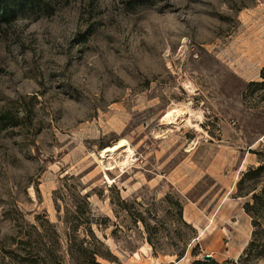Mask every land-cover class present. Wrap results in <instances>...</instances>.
Wrapping results in <instances>:
<instances>
[{
    "label": "rangeland",
    "instance_id": "374dc122",
    "mask_svg": "<svg viewBox=\"0 0 264 264\" xmlns=\"http://www.w3.org/2000/svg\"><path fill=\"white\" fill-rule=\"evenodd\" d=\"M51 5L0 30V264L87 194L101 264H264V0Z\"/></svg>",
    "mask_w": 264,
    "mask_h": 264
},
{
    "label": "trees",
    "instance_id": "16d2710c",
    "mask_svg": "<svg viewBox=\"0 0 264 264\" xmlns=\"http://www.w3.org/2000/svg\"><path fill=\"white\" fill-rule=\"evenodd\" d=\"M52 2L53 0H0V30L27 13L47 11L52 6ZM262 169H264V163L256 169L251 168L245 173V176L252 171L258 173ZM89 196V194L83 196V206L74 204L76 206L75 210L70 211L67 208L66 216H60L59 219L64 224V237L59 231L58 224H49L47 227L33 226V230L23 233L21 244L28 248H38V256L44 264H63L65 262L64 255L60 254L63 238H65V251L71 264H101L100 258L112 260L113 255L106 250L105 243L97 237L93 230L92 222L95 218L88 210L90 207ZM253 198L256 203L252 205L247 202L246 210L255 212L257 209H264V188L262 193H254ZM253 223L255 227L253 231L254 237L248 249L244 251L245 257L243 261H249V257L252 256L254 250L253 247L259 245L255 237L264 233L263 229H259L261 224L257 219L254 218ZM45 247H48L49 250L45 252V256H42L41 253H44ZM7 253L12 260L15 259V251L11 250L7 251Z\"/></svg>",
    "mask_w": 264,
    "mask_h": 264
},
{
    "label": "bare ground",
    "instance_id": "6f19581e",
    "mask_svg": "<svg viewBox=\"0 0 264 264\" xmlns=\"http://www.w3.org/2000/svg\"><path fill=\"white\" fill-rule=\"evenodd\" d=\"M185 109L187 110L189 108L185 107L183 109V107L182 108L177 107V106L173 107L166 113V115L163 117L162 120L163 121L165 120L167 123L176 122L182 115L185 114V112H186ZM187 112H190V109ZM122 149L126 150V156L124 157V160L121 163L120 162H115V164H120L121 167H124L125 165L130 163V159H131V157H133L132 156L133 149L128 145V142L126 140H124V139L120 140L116 144H114L112 146H109V147L105 148L104 150H102V157L106 158V159H108V158L112 159V157H115L114 155L117 154L118 151L122 150ZM109 165L113 166L114 163H109ZM106 178H108V180H111L109 177H106ZM136 255L139 256V254H136ZM174 264H178V262H175Z\"/></svg>",
    "mask_w": 264,
    "mask_h": 264
},
{
    "label": "water",
    "instance_id": "95a60500",
    "mask_svg": "<svg viewBox=\"0 0 264 264\" xmlns=\"http://www.w3.org/2000/svg\"><path fill=\"white\" fill-rule=\"evenodd\" d=\"M207 258H211L212 256L211 255H206Z\"/></svg>",
    "mask_w": 264,
    "mask_h": 264
}]
</instances>
